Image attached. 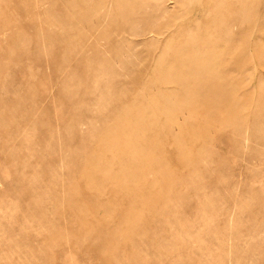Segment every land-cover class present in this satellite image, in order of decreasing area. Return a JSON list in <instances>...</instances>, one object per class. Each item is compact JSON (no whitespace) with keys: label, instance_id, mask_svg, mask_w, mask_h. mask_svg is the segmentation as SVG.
Segmentation results:
<instances>
[{"label":"rangeland","instance_id":"rangeland-1","mask_svg":"<svg viewBox=\"0 0 264 264\" xmlns=\"http://www.w3.org/2000/svg\"><path fill=\"white\" fill-rule=\"evenodd\" d=\"M215 3L0 0V264H264V0Z\"/></svg>","mask_w":264,"mask_h":264},{"label":"bare ground","instance_id":"bare-ground-1","mask_svg":"<svg viewBox=\"0 0 264 264\" xmlns=\"http://www.w3.org/2000/svg\"><path fill=\"white\" fill-rule=\"evenodd\" d=\"M228 1H230V0H216L215 9H219V7H221L222 4L227 3ZM118 3H122V0H118ZM151 30L152 29H150L149 32H151ZM152 31H154V30H152ZM149 32H147V33H149ZM254 33H255V31H254ZM204 43L203 42L191 43L190 41H186V43L184 44V48L186 50H188V53L193 56V60L191 61V65L192 66H199V70L195 74L196 82H203L204 84H206L207 87L210 85L214 88V85L217 84L215 82V80L218 81L217 79H215L217 74L214 71H215L216 66H219L220 63L222 61H224V58L221 56V54H223V52H224V49L217 46V45H213L211 48L212 49L211 52L213 54L217 55V57L213 58L214 59L213 60L212 57H210V53L207 51H204V49H203ZM228 48L229 47L227 46V49ZM196 52H200V53H202V55L200 54L197 56ZM189 62L190 61H187L186 63H189ZM237 63H239V62H237ZM230 65H232V64L230 63ZM235 65H237V64H235ZM212 68H213V72L211 73ZM200 69H202L204 72L205 71L206 72L204 73V72L200 71ZM217 71H219V70H217ZM224 76H223V74H221V72H219L217 77H224ZM143 113H148V114H150V116H152L153 114L156 113V110L155 109L150 110V109L146 108L145 111H143Z\"/></svg>","mask_w":264,"mask_h":264}]
</instances>
